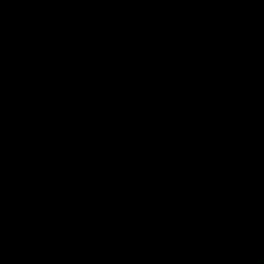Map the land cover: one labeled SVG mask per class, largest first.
I'll list each match as a JSON object with an SVG mask.
<instances>
[{
    "label": "water",
    "instance_id": "water-1",
    "mask_svg": "<svg viewBox=\"0 0 264 264\" xmlns=\"http://www.w3.org/2000/svg\"><path fill=\"white\" fill-rule=\"evenodd\" d=\"M0 264H264V0H0Z\"/></svg>",
    "mask_w": 264,
    "mask_h": 264
}]
</instances>
